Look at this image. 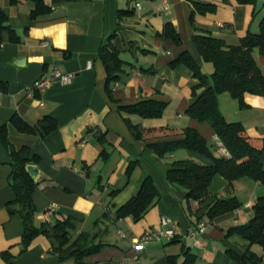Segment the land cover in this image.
<instances>
[{
	"label": "crops",
	"instance_id": "1",
	"mask_svg": "<svg viewBox=\"0 0 264 264\" xmlns=\"http://www.w3.org/2000/svg\"><path fill=\"white\" fill-rule=\"evenodd\" d=\"M44 2L52 11L32 19V0H0L8 24L20 37L19 42H11L5 35L0 42V125H8L9 139L16 149L30 146L40 158L36 165L41 176L34 193L36 225L71 217L75 224L73 238L85 231L95 233L96 242L106 245L82 264H183L187 251L196 255L194 264H240L228 255L227 249L244 254L249 242L240 236L227 237V230L253 217L252 206L264 195V184L249 178L236 180L231 193L243 206L209 222L206 232L194 233V212L200 202L187 201L186 190L172 187L166 173L177 159L194 158L204 164L212 161L191 150L158 157L148 144L182 137L185 128H194L218 148L217 154L228 155L207 122L186 114L195 100L193 88L199 80L186 65L172 67L170 63L188 51L211 75L213 65L203 62L194 35L206 33L228 45H237L248 32L260 31L264 7L255 14L256 6L237 0H168L167 8L162 0ZM195 3L217 5L214 12L195 15L198 31L191 23ZM120 10L131 14L119 19ZM168 23L179 32L181 44L161 36ZM114 33L113 41L128 64L121 80L114 84L110 99L107 72L98 54ZM254 57L264 74V55L255 51ZM55 67L74 74L72 81H55L44 92L36 90L35 82L50 76ZM145 99L167 101L164 115L143 118L118 110L120 105ZM245 101L248 107L241 108L230 94L219 95L225 118L242 122L252 144L259 147L264 137V96L248 93ZM15 114L31 124L52 116L59 128L45 137L22 133L11 123ZM125 118L143 128V139H136ZM102 133L107 138L104 143L99 140ZM104 149L109 153L107 158L100 156ZM261 159L264 164V151ZM10 162L9 150L0 140V264H10L2 256L6 251L13 264H75L73 259L60 263L45 235L35 237L23 251V220L18 214L11 215L7 208L14 199ZM131 162L138 164L127 179ZM146 175L153 178L160 194L157 202L138 222L131 216L117 220V209L137 193ZM227 185L223 176L216 175L209 191L225 197L231 194ZM116 189L120 190L112 194ZM53 203L58 205L56 211H50ZM164 215L173 219L171 227L178 235L150 240L136 252V239L150 229L160 228ZM251 250L264 259L261 245L254 244Z\"/></svg>",
	"mask_w": 264,
	"mask_h": 264
},
{
	"label": "trees",
	"instance_id": "2",
	"mask_svg": "<svg viewBox=\"0 0 264 264\" xmlns=\"http://www.w3.org/2000/svg\"><path fill=\"white\" fill-rule=\"evenodd\" d=\"M16 0H12L15 2ZM35 8L31 12L32 19L52 11L44 0H32ZM58 2L59 0H54ZM240 4H252L256 6L258 0H237ZM216 4L195 3L191 12V23L198 31L195 24L197 13L206 14L214 12ZM130 11L120 10L119 19L130 15ZM5 35L11 42H19L20 37L8 24L7 14L0 9V42ZM164 38L172 39L176 44H181L179 32L170 23L166 24L161 33ZM116 33L112 34L99 50L98 57L103 61L107 72V93L113 99V86L121 80L125 66L128 64L121 57V49L114 43ZM193 41L203 62L213 65L211 75L206 74L201 65L188 52H182L171 61V66L184 64L190 68L199 83L193 88L195 100L187 108L186 114L200 122H207L214 133L220 139L228 155L217 154L218 148L211 144L197 129L185 128L182 137L151 142V148L158 157H167L179 150H191L212 162L204 164L194 158L177 159L171 162L166 173V179L172 187L184 189V198L187 201H199L200 207L195 210L196 220L194 226L201 221L207 224L216 218L233 212L243 206L240 199L231 193L234 182L241 178H249L264 184V164L261 156L264 151V137L261 146L252 144L246 127L242 122L228 121L219 106V95L228 93L238 100L241 108L248 107L245 101L246 94L264 96V74L257 63L254 52L264 55V17L260 22V31L248 32L237 45H228L224 40L206 33H196ZM146 52V50H142ZM209 81L212 82L210 85ZM199 90H203L199 93ZM168 107L167 101L145 99L135 104L120 105L118 110L126 114H137L143 118H160ZM136 139L144 138V130L139 124H134L129 118H125ZM11 123L22 133L45 137L59 128L58 121L52 116H44L37 123L31 124L21 116L15 114ZM0 140L9 150L11 157L10 185L14 191V199L7 203L11 215L18 214L24 224L23 251L32 240L45 235L51 242L53 251L59 255L60 263L73 259L75 264H82L84 260L100 252L106 245L96 242V234L89 231L80 233L76 238L72 237L75 224L71 217L59 218L54 223L43 222L36 225L37 208L34 203V193L38 190L36 182L27 171V165L36 164L40 158L34 154L32 147L23 146L16 149L10 142L8 125H0ZM99 140L107 141L106 134L102 133ZM108 151L102 150L100 156L108 157ZM138 162H131L127 168V179L132 175ZM216 175L223 176L228 185L226 190L231 193L225 197L211 194L209 187ZM120 189L112 191L115 194ZM158 193L154 180L146 175L141 182L137 193L125 204L120 206L115 217L117 220L131 216L134 221L141 220L148 210L157 202ZM253 217L246 223L231 226L227 230V237L240 236L249 242L244 254H239L232 249H227L230 257L240 264H263L262 256L251 250V246L259 244L264 249V195L260 196L252 206ZM186 260L183 264H194L196 255L189 251L184 253ZM8 263L11 262V254L6 251L2 254ZM176 257H170V260ZM173 263V262H171Z\"/></svg>",
	"mask_w": 264,
	"mask_h": 264
},
{
	"label": "built area",
	"instance_id": "3",
	"mask_svg": "<svg viewBox=\"0 0 264 264\" xmlns=\"http://www.w3.org/2000/svg\"><path fill=\"white\" fill-rule=\"evenodd\" d=\"M163 6L165 8L168 7V0H162ZM137 6L140 7V3H137ZM74 74L71 73H63L57 67H55L52 71V74L48 77L41 78L40 80L36 81L34 84V88L40 92L46 91V89L52 85L55 81L60 82L61 84H68L72 81ZM58 205L53 203L51 205L50 211H56ZM173 223V219L169 216H162L160 221V228L157 229H150L146 231L141 237L136 239L134 243V249L136 252H139L143 249L144 244L150 240L154 239H162V238H175L178 235V231L171 227ZM194 233H204L208 230V225L205 221H201L195 226ZM122 236H125L123 232L120 231ZM138 255L135 254L134 258L137 259Z\"/></svg>",
	"mask_w": 264,
	"mask_h": 264
},
{
	"label": "water",
	"instance_id": "4",
	"mask_svg": "<svg viewBox=\"0 0 264 264\" xmlns=\"http://www.w3.org/2000/svg\"><path fill=\"white\" fill-rule=\"evenodd\" d=\"M264 7V0H258L255 8V14H258ZM27 171L31 175V177L38 182L41 171L36 164H29L27 165Z\"/></svg>",
	"mask_w": 264,
	"mask_h": 264
},
{
	"label": "rangeland",
	"instance_id": "5",
	"mask_svg": "<svg viewBox=\"0 0 264 264\" xmlns=\"http://www.w3.org/2000/svg\"><path fill=\"white\" fill-rule=\"evenodd\" d=\"M211 144H212V142H211Z\"/></svg>",
	"mask_w": 264,
	"mask_h": 264
}]
</instances>
